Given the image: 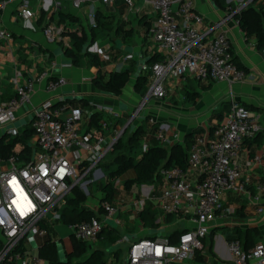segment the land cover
<instances>
[{"label": "built area", "instance_id": "1", "mask_svg": "<svg viewBox=\"0 0 264 264\" xmlns=\"http://www.w3.org/2000/svg\"><path fill=\"white\" fill-rule=\"evenodd\" d=\"M119 1L128 10L124 18L129 14L136 16L142 7L151 9L153 15L149 18L153 19L147 38L162 50L161 60L139 65L141 72L149 73L150 80L143 102L151 97H166L167 87L177 85L186 76L198 81L225 82L230 88L245 77V72L233 61L232 43L226 32L219 29L214 36L207 37V32L200 30L204 16L195 10L193 0H0V41H12V33L1 22V15L9 8L29 27L45 15L41 32L45 43L51 45L59 43L65 31L64 24L51 19L58 10L83 9L80 17L85 20L81 26L94 27L97 5L111 6ZM223 2L228 12L212 29L221 28L224 18H234V14L252 0ZM142 15L147 14L143 12L139 16ZM87 50L99 52L96 44ZM131 58V54H125L121 61L124 63ZM41 81L47 94L67 83L63 77L51 78L48 69L23 84L15 83L13 95L0 101V125L4 126V134L10 137L22 134V129L14 126L18 111L30 104L35 83ZM229 96L231 102L223 122L212 131L193 135L185 165L158 169L161 181L160 195L155 200L159 212L156 222L173 216L177 226L183 223V231L177 235L175 243L161 233L133 240L125 235L118 237L113 246L127 244L121 264H196L197 256L203 264H264V222L263 240L247 249L235 238L222 242L216 238L215 244L212 241L211 252L214 248L219 257L228 258V262L219 260L216 255H207L209 244H204L210 226H215L214 221L233 213L230 197L245 196L253 214L264 215V181L251 182L237 161L243 142L264 134V115L236 103L232 93ZM138 111L139 107L129 123ZM95 112L112 119L121 118V112L108 104L88 102L87 108H76L65 102L54 104L47 98L32 111L31 155L23 160L15 156L0 158V264H42L41 258L33 252H37L48 237L49 227L61 222V210L72 196V188L77 187L84 195L90 194L89 185L104 177L100 164L123 129L113 140L107 141L101 132L107 124L100 119V131L85 140L80 126ZM154 133L163 146L182 139L178 131L165 123L159 124ZM260 161V156L254 155L245 162V167L252 168ZM154 192L151 187L149 193ZM143 205L144 200H138V209ZM100 208L102 213L98 217L66 224L73 238L99 245L105 241L104 229L121 226V206L105 201Z\"/></svg>", "mask_w": 264, "mask_h": 264}, {"label": "crops", "instance_id": "2", "mask_svg": "<svg viewBox=\"0 0 264 264\" xmlns=\"http://www.w3.org/2000/svg\"><path fill=\"white\" fill-rule=\"evenodd\" d=\"M193 1L195 10L204 16L200 30L207 32V37L214 36L220 31L219 29L224 30L232 43L233 58L242 65L241 69L245 72V77L241 81L232 84L231 88L225 82L212 79L198 81L190 76H186L177 85L167 87L166 97L160 99L149 98L146 101V108H144L140 116V121L134 125V121L128 122L129 118L132 116V111L137 108L138 103L143 99V97H140L133 91V84L136 77L135 73L141 72L139 65L149 60V57L154 52H157L155 49H153V52L148 51L146 43L148 41L150 43L152 42L146 37L147 28L144 24H139V18H124L128 13V10L124 6L122 8V18H110V21H120L124 30L132 29V34L129 37H125L122 32L118 34L111 33L109 37L98 39L93 43L99 49V52L96 54L103 62L101 68L103 75H107L111 71H120L131 64L135 66V73L131 75L121 93L118 96H110L94 87L91 82L93 77L92 71L83 65H71L64 57L58 44L49 45L45 43L39 25L33 24L34 26L30 27L32 30L25 29L23 26L29 27L28 24L16 17L9 8L1 15L2 25L12 33V41H0V101L7 100L13 95L15 83L23 84L26 80L33 79L39 72L48 69L52 78H65L66 85L58 88L52 94H47L44 90V81L36 82L35 92L31 98V102L28 106L18 111V119H24L29 122L33 109L38 107L47 98L54 104L70 101L79 102L82 99H85L87 102H94L95 104H108L119 110L122 114H126L128 117L123 123H120L121 118L112 119L100 113L102 115L101 120L107 124V127L101 131L105 139L107 141L113 140L117 132L121 131L125 126L127 127L128 124H130L129 130L142 126V132L138 141L141 148H145L154 143L161 145L155 137L154 130L162 123L168 124L171 129L178 131L182 138L180 142L176 141L169 146H165L167 149L177 144L184 147L185 137L191 135L194 130H200V132L212 131L224 120V116L231 102L230 93H232V99L236 103L264 115V50L259 51L255 48L254 37H246L238 27L234 18H224L225 20L221 28L212 29L216 22L223 19V16L228 12L227 9L221 10L212 0ZM118 6L119 4L116 3L111 6H104L102 10L106 9L105 12L103 10L106 15H113L115 17V15L117 16ZM108 7H113V11L108 13ZM97 8L100 7L97 5ZM144 8L146 9L144 13L148 17L147 20L151 22L153 19L149 18L153 15L151 9L145 6L142 7V10ZM64 11L68 12L69 10L65 9ZM70 12L78 17L80 24L83 26L85 20L84 17L81 18L83 9L77 11L72 10ZM84 29L87 28L84 27ZM134 32L137 34L134 35ZM77 34H80V31ZM112 35L118 38H113ZM152 45L155 48L157 47L153 43ZM157 53L162 55V51ZM125 54H131L132 58L122 63L121 58ZM114 55L117 57L114 58ZM144 123L146 125L143 127ZM19 128L22 129L23 127L21 126ZM80 133L85 140H88L97 133V130L89 125V121L84 120L80 126ZM3 134L4 126L0 125V137ZM189 139H193V136H190ZM254 155H259L261 161L259 164L247 169L245 162ZM237 161L251 182L264 181V134H260L253 139L245 140L238 154ZM133 177V170H129L120 177V181L132 179ZM119 186L121 191L128 192L134 185L129 190H126L122 185ZM151 187L154 188V193H149ZM135 188H137L138 192L135 194L132 203H126L123 199H120L118 203H115L113 199L111 201L114 205L121 206L123 210L121 226L113 228L118 232L119 237L132 235L136 239L142 238L141 234L144 235L145 233L148 235V229L143 228L137 218L138 212L140 211L136 206L138 200H144V205L150 203L157 209L155 200L160 195V184L157 186L135 185ZM101 197L102 192L101 196L97 199V209L98 201ZM229 203L232 205L233 210L243 206V213L245 215H248V212H250L252 217L261 220V216L253 214L252 208L248 204L245 196L230 197ZM90 210L94 211V209ZM135 221L139 223L138 229L134 225ZM159 223L160 225L163 223V218L162 222ZM174 226L177 227L176 223ZM249 226L260 228L261 225H257L254 222L239 225V227L244 228ZM262 226L260 228L261 230ZM161 227L162 230L159 231L162 234L163 226ZM48 231L49 239L56 243L59 256L61 259H64L65 255L73 250L71 231L64 227L57 228L54 225L49 227ZM230 232L231 230L229 229L228 235ZM156 234L154 232V234L148 235L147 237ZM45 241L46 239L39 248ZM217 241L221 242L219 238ZM109 246H113V244ZM38 250L37 252L35 250L33 253L38 254ZM121 250H117V259L111 258L108 260V264H111L112 260L114 262L118 261V255ZM41 260L43 261L42 264H47L42 258Z\"/></svg>", "mask_w": 264, "mask_h": 264}, {"label": "trees", "instance_id": "3", "mask_svg": "<svg viewBox=\"0 0 264 264\" xmlns=\"http://www.w3.org/2000/svg\"><path fill=\"white\" fill-rule=\"evenodd\" d=\"M212 1L221 10H228V6L224 4L223 0ZM117 4H119L117 16L122 18V8L124 5L120 1L117 2ZM100 8H97L95 12V26H88L87 29H84V27L81 26L78 17L75 14L73 15L70 11L66 12L64 10H58L55 16H51V19L55 20L57 24H64L65 26L62 39L59 43H57L60 46L64 57L71 63V65H83L92 71L93 77L91 82L100 92L110 96H118L127 85L131 75L135 73L134 64H131L120 71H111L108 72L107 75H103L101 71L103 62L96 53L89 52L87 49L95 41L107 38L111 33L118 34L122 32L125 37H129L132 34V29L130 28L124 30L121 23L119 24L120 21H110V18L115 17L113 15H106L102 10L103 7ZM135 17L139 18V24H144L148 29L150 20H147L148 17L146 15ZM233 17L237 22L238 27L246 37H254L255 48L259 51H263L264 3L258 8L253 6L251 3L247 7L242 8L239 12L235 13ZM44 20L45 15H41L37 20L36 25H39L41 28V24ZM72 23H76L78 29L80 30V34H77V31L75 30L69 31V26ZM65 39L68 41V44H65ZM116 57L117 56L114 55V58ZM161 59L162 55L154 52L145 63L152 64ZM233 61L238 68H242V65L236 62V59L233 58ZM135 74L136 77L133 84V91L140 97H143L146 94L150 83L149 73L139 72ZM65 103H69L72 107L76 108L88 107V102L85 99H82L79 102L70 101ZM101 116L102 115L100 113L95 112L91 113L88 117L89 125L94 127L97 131H100L99 120L101 119ZM129 127L130 124L125 127L119 139L115 141L111 150L106 155L110 156L111 160L100 164L101 169H104L103 172L106 177V181L100 187L102 197L98 201V209L93 211L85 208L83 206L84 198L81 195V191L77 187H73L71 190L72 196L67 198L66 205L61 210L62 223L68 224L87 221L91 217L100 216L102 213L100 208L101 203L105 201H112L117 185H122L126 190H129L134 184L157 186L161 181L158 176V169L170 165H179L183 167L185 165L187 150L192 142V139L188 140V138L193 136L195 133L200 132V130H194L191 135L186 136L184 147L177 144L172 145L167 149L165 146L154 143L146 146L145 148H141L138 141L142 132V126H138L137 129L133 128L132 130H129ZM32 135L33 133L29 124L23 127L22 134L20 136L10 137L7 134H3L0 137V158H7L10 156H15L17 160L28 158V156L31 155L33 147L31 149V145H29L25 139L30 137L32 138ZM17 143H21V147L16 151L15 147ZM129 170H133L134 177L132 179L120 181V177ZM118 180L119 183H116ZM234 210L240 217H245V214L243 213V206L237 207ZM158 216V210L149 203L145 204L140 209L137 218L143 228L156 232L162 230L160 223L156 222ZM170 217L173 216H165L164 219L167 220V218ZM215 229H217V227L211 228L209 233L210 241L208 242V253L211 256H214L211 252V246ZM181 231L183 230H175L174 234L168 236L170 241L175 243L177 235ZM259 233L260 235H258L257 228L246 227L241 229L238 224H235L226 239H238L242 248L247 249L259 240L262 235L261 229L259 230ZM103 234L105 235V241L102 242L103 245H112L119 237V234L115 229H104ZM72 240V252L65 255V259H61L56 243L49 239L48 234L45 243L38 250V256L45 260L47 264H108V259L104 258L102 249H92V245L78 241L75 238H72ZM85 245L88 246V248L85 247ZM87 252L88 254H86ZM112 254L114 258L117 259V251L112 252ZM197 260L199 262L202 261L201 257L198 256ZM212 264L214 263L212 262Z\"/></svg>", "mask_w": 264, "mask_h": 264}, {"label": "rangeland", "instance_id": "4", "mask_svg": "<svg viewBox=\"0 0 264 264\" xmlns=\"http://www.w3.org/2000/svg\"><path fill=\"white\" fill-rule=\"evenodd\" d=\"M263 3H264V0H252V5L255 6L256 8H258ZM112 8L113 7H108L107 8V12L108 13L112 12L113 11ZM103 10H104V12L106 11V9H103ZM145 10L146 9L144 8L142 11L138 12L139 14H137L136 16L138 17L143 12H145ZM115 18H120V17L115 15ZM128 18H136V17L135 16L133 17L132 15H129ZM119 24H120V22H119ZM131 24H133V23L131 22ZM23 27L25 29H27V30H32L30 27H27V26H23ZM69 27H70L69 31H73L74 29H76V30L78 29V26L76 25V23H72ZM32 32H34V31H32ZM135 34H137V33L134 32V35ZM112 37L113 38H118V37L113 36V35H112ZM65 44H68V41L66 39H65ZM146 46H147V49H148L149 52H153V49H155L157 52H161L162 51L159 47L155 48L152 45V43H150L149 41L146 43ZM146 105H147V102L146 101L143 102V100H141V102L138 103L137 107H139V111L135 114V116H134V118L132 120V121H134L133 122L134 125H136L140 121V116L142 115V112H143L144 108H146L145 107ZM134 111H132V114H134ZM127 117L128 116L126 114H122L121 113L120 123H123ZM27 123H28V121H26L24 119H17L15 121V124H16L15 127H21V126L24 127V126L27 125ZM145 125H146V123L143 124V127ZM151 133L153 134L152 131H151ZM25 140L29 143V145H31L30 147L32 149V147H33L32 138L31 137L30 138H26ZM20 147H21V143H17V145L15 147V150L17 151ZM109 160H111V157L110 156H106L104 161L101 164L105 163L106 161L109 162ZM75 170H76L77 173H79V169H78L77 166H75ZM103 170H102V172H103ZM105 181H106V177L104 176V177H101L99 181H94L92 184H90L89 185L90 194H85L84 195L83 192L80 190L81 191V195L84 198L83 206L85 208L94 209V211H96V209H97L96 208L97 199L101 196L100 187ZM116 183H119V180ZM119 188H120V186L117 185L116 186V192H115V194L113 196V201L115 203H118L120 201V199L121 200L123 199V201L126 202V203H132L133 200H134L135 194H137V192H138L137 188H135V184H134L133 188H131L128 192L121 191ZM121 218H122V215H121ZM260 218H261V220L259 218H256V217L255 218L252 217L250 212H248V215H245V217H240L238 214H236V212L234 210L233 213L229 214L225 219H218V220L214 221L215 227H217V229H215V234L213 236L214 244H215L216 238H219L221 242L226 240V236L229 233V229L231 230L234 227L235 224L243 225L245 223L249 224L251 222H254V223H257V225H261L262 226V224L264 222V215H262ZM109 223L112 225V222H109ZM175 223H176V220L174 219V217L167 218V220L163 218V223L161 224V226H163L162 234L168 237L171 234H174L175 230H180L181 228L184 227L183 223H181L177 227L174 226ZM138 224H139L138 221H135L134 225L136 226V229H138L137 228ZM54 226H56L57 228L58 227H64V228H67V230L70 231V229L67 227V225L64 224V223H61V222L55 223ZM211 226H210V230H211L212 227H214V226H212V227ZM261 226H260V228H261ZM240 228L244 229V227H240ZM249 228H250V226H249ZM251 228H257V227H251ZM260 228H257L258 229V235H260V233H259ZM58 232H59V230H58ZM156 233H158V234H156ZM160 233H161V231H156L155 232L156 235H159ZM147 234L148 235H152V234H154V232L148 230ZM148 235H146L145 233H144V235L141 234L142 237H147ZM128 237L130 238V240L135 239V236L133 237L132 235H128ZM259 240H261V241L263 240L261 236H260ZM209 241H210V236H206V238L204 240V244L206 245ZM85 247L88 248V246H86V245H85ZM91 247H92V249H94V248L102 249L104 258H106L108 260H110L111 258L112 259L114 258L113 254H112L113 251H117L118 249H122L121 252L118 255V261L117 262H114L113 260L111 261V264H121L122 261L125 258V252H126V249H127V244H122L120 246H109V245H103L102 244V245H92ZM212 251H213V254L216 255L219 258V260H221L223 262H228L229 259L228 258H224V257H219L218 252H215L214 248H212ZM207 255H209V253ZM196 264H203V263L202 262H197Z\"/></svg>", "mask_w": 264, "mask_h": 264}, {"label": "water", "instance_id": "5", "mask_svg": "<svg viewBox=\"0 0 264 264\" xmlns=\"http://www.w3.org/2000/svg\"><path fill=\"white\" fill-rule=\"evenodd\" d=\"M29 123H30V121H29L27 124H29ZM125 127H126V126H125ZM125 127H124V128H125ZM124 128H123V129H124ZM136 129H137V127H136ZM123 131H124V130H122L121 134L123 133ZM121 134L118 135V136L116 137V140L119 139V137L121 136ZM116 140H115V141H116ZM60 255H61V253H60Z\"/></svg>", "mask_w": 264, "mask_h": 264}]
</instances>
